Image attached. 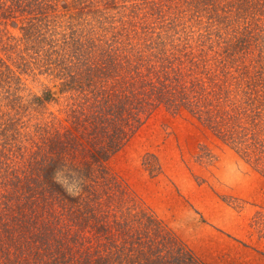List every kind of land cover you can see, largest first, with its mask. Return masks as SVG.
I'll list each match as a JSON object with an SVG mask.
<instances>
[{
  "label": "trees",
  "instance_id": "trees-1",
  "mask_svg": "<svg viewBox=\"0 0 264 264\" xmlns=\"http://www.w3.org/2000/svg\"><path fill=\"white\" fill-rule=\"evenodd\" d=\"M10 1L11 7L5 9L3 5V15L8 16L12 9L22 14H35L29 19L26 17L21 24L22 29L36 39L31 42L40 43L33 49L42 44L49 45L52 33L50 38L49 35L42 37L43 43L37 38V33L40 35L43 27L50 29L47 20L56 16L59 5L53 0ZM62 1L67 2L69 10L70 7L73 11L76 9L81 17L87 10L90 17L84 18L89 23L98 22L92 26L97 29L85 35L82 33L85 29H80V22L66 21L67 29L70 27V33L76 35L73 44L77 45L73 47L70 42L69 51L63 58L64 62L67 58L71 66L63 63L51 70L58 80H62L61 92L67 86H73L82 98L79 96L74 100L71 96L68 100L71 128L52 131L50 136L44 130L45 135L39 136H44L40 144L29 143L30 151L38 154L37 151L52 150L59 162L67 155L74 161L81 153L84 167L78 170H83L86 173L83 177L86 178L93 164L102 163L117 152L157 109L165 108L172 113L186 109L264 177V139L261 140L255 131L250 133L241 125L239 117L237 122L236 117L230 114L238 105L233 95L237 90L242 92L239 86L244 82L241 78L231 83L235 64L239 65V70L240 66L245 69L244 89L249 92L247 105L253 107L257 103V107H264V82L261 85L258 78L264 73V50L259 48L256 56L248 58V52L253 51L252 47H259L262 40L264 0ZM205 13L210 19L209 26L202 19ZM78 25L79 30L76 31ZM204 28L208 31L205 38L211 44L225 45L221 52H205L204 49L196 52L195 41L204 38ZM221 28H229L228 33H232L234 38L222 35ZM82 49L84 53L75 54ZM241 57L245 61L248 58L253 68L260 71L252 74L248 65L239 64ZM187 80L190 83L185 84ZM53 97L51 88L45 90L42 96H36L41 103ZM11 98L14 100V97ZM244 112L246 124L250 119L253 126L259 123H255L257 118L261 119L259 114ZM3 122L6 123H0V138L9 136L6 135V128L18 125L19 120L12 124ZM22 122L26 128L25 116ZM20 128L21 125L12 128V135L21 137L24 130ZM5 157L6 151L2 148L0 159L5 160H0V259L8 257L11 260L7 258L9 264L13 259L21 264H81L82 260L86 264H205L185 245L166 231L162 232L160 224L152 217L146 220L147 227L144 228L152 231L153 237L148 241L142 239L140 228L135 231L133 223L127 236L125 224L117 217L115 221L111 208L106 214L99 213L104 206L99 198L106 192L103 191L106 183L105 186L87 188L82 180V193L87 197L74 198L54 180L29 176L28 169L34 173L50 171L42 166V161L31 163ZM25 191L32 193L23 201L21 194ZM10 200L15 201L12 203ZM54 203L59 204L55 211L45 207ZM26 204L29 214L23 210ZM80 211L88 212L89 217L85 220H91L88 226L95 227L99 234L106 232L111 236V230L114 232V237H108L106 253L102 247L93 251L89 247L73 259L74 247L80 242L73 229L75 226L79 229L85 223L80 221L78 224ZM142 213L146 212L143 210ZM110 222L112 224L108 226ZM122 232L125 233L124 240L115 241V234L122 238ZM79 248L77 246L76 250Z\"/></svg>",
  "mask_w": 264,
  "mask_h": 264
},
{
  "label": "rangeland",
  "instance_id": "rangeland-1",
  "mask_svg": "<svg viewBox=\"0 0 264 264\" xmlns=\"http://www.w3.org/2000/svg\"><path fill=\"white\" fill-rule=\"evenodd\" d=\"M53 2L59 6L55 11L56 16L47 20L50 29L43 27L40 35L36 32L41 43L42 37L52 33L50 44H42L41 47L33 49L40 43L31 42L36 39L27 34L21 24L35 14H22L11 8L12 12L8 13V16L3 15V5L6 9L11 7L12 3L10 0H0V121L5 124L6 122H3L5 120L12 124L13 121L19 120L18 125L6 128V135L9 136L0 138V149L6 151V157L31 163L36 160H40V163L42 161V166H46L50 171L39 170L41 167L38 169L39 172L34 173L28 169L29 176L34 178L36 175L37 178L54 180L74 198L87 197L82 193V180L87 188L94 185L99 187L106 183L103 189L106 192L99 198L102 206L104 205L99 213L106 214L108 208H111L115 221L117 217L125 224L127 236L133 223L135 231L137 227L140 228L142 239L148 241L153 237L152 231L148 232L144 228L147 227L146 220L152 217L160 224L162 232L166 231L185 245L205 264H264V177L186 109L180 113H172L165 108L157 109L117 152L102 160V163L93 164L91 176L88 174L86 178L83 177L86 173L78 170L84 167L80 158L81 153L74 161L67 155L60 158L59 162L52 150L43 148L44 150L37 151L38 154L29 150V143L40 144L44 139V136L39 138L40 134H44V130H47V136H50L52 131L62 128L65 131L71 128L68 100L70 101L71 96L74 100L75 97L82 98L78 91L72 88L73 86H67L61 92L62 80H58L53 75L55 72L51 70L54 67L56 69L58 66L61 67L63 63L69 64L68 59L66 58L64 62L63 58L69 51V43L73 44V37L76 35L70 33V27L67 29L66 21L80 22V29H85L82 32L85 35L89 34L90 30L97 29L92 26L98 23L88 22L90 13L87 10L81 17L76 9L74 11L71 7L68 9L66 1ZM66 12L69 13L65 15ZM206 17L205 13L202 19L207 24L210 19ZM77 27L76 31L79 30V25ZM228 31L229 28H221L222 35L227 38L233 37ZM207 32L204 28L202 34L204 38L195 41L196 52L202 49L205 52H221L225 45L211 44V41L205 38ZM184 33L187 34L186 30ZM260 36H262L260 46L252 47L253 51L248 52V58L256 56L259 48L264 50V32ZM216 39L219 41L217 36ZM76 45L73 44V47ZM82 53L83 49L76 51L75 54ZM248 58L245 61L241 57L239 64L248 65L252 74L260 71L253 68ZM240 67L239 70V65L235 64L233 68L235 74L232 75L231 83H236L242 78L244 82L239 86L242 92L237 90L236 95H233L238 105L230 114L236 117L237 122L239 117L242 126L250 133L255 131L263 140L264 107H257V103H254L253 107L247 105L249 92L244 89L245 69ZM258 78L262 85L264 73ZM188 83L189 80L185 84ZM49 88L52 89L54 97L45 103L39 102L36 96H42ZM244 110H247V113L251 111V115L254 112L259 114L261 119L255 118V123H259L253 126L254 123L250 119L249 124H246ZM23 116L27 119L26 128L22 126ZM19 125L24 134L21 137L12 135V128ZM72 164L82 167L75 168ZM47 187L46 197L49 185ZM30 193L32 191L22 192V200L26 201ZM112 197L117 199L111 200ZM14 201L10 200L12 203ZM58 205L54 203L45 207L55 211ZM25 207H28L27 204L23 205V210L29 214ZM88 210L90 211L89 207ZM143 210L145 214L142 213ZM80 215L81 217L77 219L78 224L80 221L85 223L79 229V226L73 229L80 241L77 245L80 247L79 250H76L77 246H73L76 253L73 259L85 253L89 247L90 250L102 247L106 253L108 237H114V232L111 230V236L106 235V232L99 234L95 227L88 226L91 222L85 220L89 217L88 212L80 211ZM107 221L109 222V218ZM111 224L112 222L107 223L108 226ZM122 233V238L115 234V241L124 240L125 233ZM7 258L0 259V264H9L8 261L11 260L8 258L7 261ZM21 263L14 259L12 261V264ZM81 264L86 263L82 260Z\"/></svg>",
  "mask_w": 264,
  "mask_h": 264
}]
</instances>
